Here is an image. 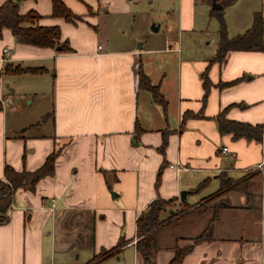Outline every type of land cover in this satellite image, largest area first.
Instances as JSON below:
<instances>
[{"label":"crops","instance_id":"0c3cea01","mask_svg":"<svg viewBox=\"0 0 264 264\" xmlns=\"http://www.w3.org/2000/svg\"><path fill=\"white\" fill-rule=\"evenodd\" d=\"M62 2L79 18L52 17L50 0H21L18 11L39 14L35 25L57 26L58 42L68 51L20 44L9 29L0 32V72L6 64L45 69L0 74V94L19 92L24 98L47 86L51 98L49 107L36 110L42 121L0 109V178L5 167L38 168L62 146L52 176L39 180L32 192H15L9 220L0 225V264H97L96 255L119 241L124 244L118 253L98 264H142L134 243L137 218L152 201L176 198L163 218L183 201L188 208L160 230L153 258L154 264H168L174 249L192 243L206 226L212 210L194 208L218 190L217 175L238 180L249 170L254 174L243 188L209 204L222 205L211 238L195 244L178 264H264V171L255 173L264 160V142L221 135L214 120L227 108L226 119L264 123V51H230L223 64L210 65L211 87L203 103L201 73L216 50L218 27L214 46L202 47L209 44L203 42L214 19L206 0ZM154 2L165 16L151 26L158 34L137 47L109 40L114 21L124 23L130 15L134 21L136 10ZM222 11L229 37L245 32L253 13L260 12L264 38V0H237ZM184 33L195 37L183 38ZM139 63L164 106L138 89ZM233 80L238 81L218 87ZM185 112L201 116L186 119L179 129ZM204 180L206 186L191 193ZM181 190L188 194L180 201Z\"/></svg>","mask_w":264,"mask_h":264},{"label":"trees","instance_id":"16d2710c","mask_svg":"<svg viewBox=\"0 0 264 264\" xmlns=\"http://www.w3.org/2000/svg\"><path fill=\"white\" fill-rule=\"evenodd\" d=\"M224 7L230 6L237 0H218ZM51 2V16L61 17L66 21H73L78 19L79 16L73 14L68 7L64 5L62 0H50ZM207 4L210 5L211 0H206ZM209 17H214L217 20L218 27L216 31L217 46L214 54L209 58L207 67L204 72L201 73L203 96L202 102L206 100L211 84L206 76V72L210 65L217 63L223 64L226 55L230 51H264V38H263V16L260 12H254L252 16V22L250 27L243 33L229 37L227 34L226 24L223 17V11L212 10L209 8ZM40 18V15L33 10H29L24 14H20L18 11V2L14 0H6L0 6V32L2 29H9L15 41L20 44L31 45L39 48H55L60 46L61 51H68L69 48L65 42L59 43V29L57 26H38L34 23ZM45 71L42 67L27 68L19 65L12 66L9 64L4 65L0 74L4 75H20L23 73H42ZM233 80L227 83H220L219 88L223 86H230L237 82ZM137 87L138 89H144L150 92L152 99L161 106L165 105V100L160 94L158 87L151 84L148 77L144 74L141 65H138L137 73ZM227 108L220 111L215 117L218 133L221 135L230 134L231 138L245 139L246 141L261 142L264 132V123L251 125L244 122L229 120L225 118V111ZM200 114H193L185 112L181 116L179 129L183 126L186 119L190 117H198ZM69 141L63 143L66 146ZM165 138H163L162 146H165ZM61 147H58L53 152L48 154L38 168L27 171H15L11 167H5L3 171V178H0V225H4L9 220V210L12 204L14 194L17 190H25L32 192L36 183L47 176L54 174L55 159L59 155ZM105 173V172H104ZM157 173V178L159 176ZM255 173H259L255 171ZM254 173L248 172L246 175L238 180H232L227 178L224 174H218L217 178L220 180V185L217 191L210 196L206 197L204 201L195 207L194 211H199L202 208H210L211 216L209 217L206 226L196 237L192 239V243L187 244L180 248L174 249V255L168 264H178L182 261L184 256L188 254L192 247L204 240H209L212 235L213 224L217 220V213L219 208L222 207L221 202L217 201L209 204L216 199L220 198L225 192L243 188L246 180L251 178ZM207 180L202 181L196 186L195 189L191 190V193L199 192L203 187L206 186ZM249 199V194H246ZM176 198L169 200H154L152 201L145 212H142L136 220V233L139 238L136 240V250L141 256L142 264H154L153 258L154 253L158 248V233L164 227L178 221L180 214L183 210L188 208L185 201L181 203L182 210L171 211L166 217H162V214L166 212V207L170 203H174ZM175 216H178L174 218ZM172 219V220H171ZM124 244L123 241H119L114 247L110 249L102 250L96 255L98 259L97 264L105 258L114 256L118 253L119 248Z\"/></svg>","mask_w":264,"mask_h":264},{"label":"rangeland","instance_id":"374dc122","mask_svg":"<svg viewBox=\"0 0 264 264\" xmlns=\"http://www.w3.org/2000/svg\"><path fill=\"white\" fill-rule=\"evenodd\" d=\"M246 1V0H245ZM244 2V1H242ZM248 2V1H247ZM243 4L245 7H247L246 2L240 3ZM238 5L240 9H245L242 5ZM258 5V2H257ZM137 12L135 15V20L132 21V17L127 16L125 17L124 23L121 21H114V24L110 27L107 37L109 40L117 43L123 42H129V46L137 47L139 44H141L143 41H146L147 39L151 38L155 34H158L157 32H153L151 30V26L155 24V26L160 22L165 20V16L163 11H161L159 8L156 7V3L154 2L152 5L144 4L142 5L139 10H136ZM209 11V10H208ZM211 26H209L207 32V35L204 40V44L209 41L208 46H202L206 48H212L214 46L216 41L215 36V28H213L215 25H217V22L214 19L210 21ZM197 37H199L198 34H196ZM194 34H183V38H194ZM202 37H199V40ZM102 40V39H101ZM200 42V41H199ZM49 73V72H48ZM21 85V84H20ZM47 86L44 88H38L39 91L37 94H34L33 92H29L24 95V98H22L21 95H19V92H16V94L12 93L9 96L12 99V103L5 106L4 108L10 107V109H13V112L17 113L20 112L23 114L22 116H28L31 117V119L39 120L36 110L38 108H47L49 107V104H51V98L48 95ZM51 109V108H50ZM50 111V110H49ZM42 121V119H40ZM50 120L47 121L46 127L49 128ZM248 172H251L249 170ZM175 210V209H174ZM177 210H182V208H178Z\"/></svg>","mask_w":264,"mask_h":264},{"label":"built area","instance_id":"2783aa9c","mask_svg":"<svg viewBox=\"0 0 264 264\" xmlns=\"http://www.w3.org/2000/svg\"><path fill=\"white\" fill-rule=\"evenodd\" d=\"M167 46H169L168 44H167ZM100 47L98 46V49H99ZM3 54H7V50H3ZM3 59V58H2ZM12 103V99H11V97L10 96H8V95H3V94H0V109H3L5 106H7V105H9V104H11ZM262 142H264L263 140H262ZM223 150V152H225L226 151V149L225 148H223L222 149ZM178 169V168H177ZM255 171H257V172H263L264 171V160H262L260 163H258L257 165H256V167H255ZM49 204H50V209H53V207H54V199L53 198H51L50 200H49ZM134 243H135V240H134Z\"/></svg>","mask_w":264,"mask_h":264},{"label":"water","instance_id":"95a60500","mask_svg":"<svg viewBox=\"0 0 264 264\" xmlns=\"http://www.w3.org/2000/svg\"><path fill=\"white\" fill-rule=\"evenodd\" d=\"M14 1H16V2H20L21 0H14ZM210 8H211L212 10H221V9H222V5H221L220 2H218V0H211ZM151 29H152V28H151ZM152 30L154 31L155 29H152ZM55 49H56V50H60L61 47L58 46V47H56ZM187 194H188V191L181 190V191L179 192V199H180V201H181V200H184ZM111 196H112V193H111Z\"/></svg>","mask_w":264,"mask_h":264}]
</instances>
